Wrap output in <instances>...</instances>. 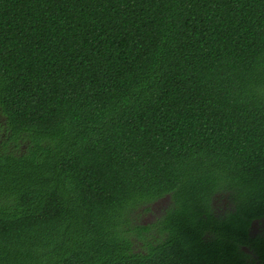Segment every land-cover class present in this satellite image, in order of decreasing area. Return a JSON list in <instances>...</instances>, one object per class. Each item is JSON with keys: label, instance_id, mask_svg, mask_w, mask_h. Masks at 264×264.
<instances>
[{"label": "trees", "instance_id": "1", "mask_svg": "<svg viewBox=\"0 0 264 264\" xmlns=\"http://www.w3.org/2000/svg\"><path fill=\"white\" fill-rule=\"evenodd\" d=\"M2 132L0 264L263 263L264 0H0Z\"/></svg>", "mask_w": 264, "mask_h": 264}, {"label": "rangeland", "instance_id": "2", "mask_svg": "<svg viewBox=\"0 0 264 264\" xmlns=\"http://www.w3.org/2000/svg\"><path fill=\"white\" fill-rule=\"evenodd\" d=\"M0 135H2V137L5 136L3 135V133H1ZM168 201L169 198H163L155 202L150 210L138 209L140 211L142 210L138 216V222L143 224H147V223L150 224L157 221L158 217H160L166 210L169 204V203L167 204ZM212 204H213V212L216 215L225 213L226 210H228L232 206V202L229 200V194L223 192H216L214 194ZM255 224L258 227L264 228V219L263 221H260V223L257 224L256 222ZM159 232L160 231L156 226L151 227V230L147 234V239L153 240L154 238H157ZM134 241H135L134 246L137 250L145 249L147 244H145L146 240L144 238L136 237ZM251 256L254 259H258L254 253ZM254 262H258V261L255 260Z\"/></svg>", "mask_w": 264, "mask_h": 264}, {"label": "flooded vegetation", "instance_id": "3", "mask_svg": "<svg viewBox=\"0 0 264 264\" xmlns=\"http://www.w3.org/2000/svg\"><path fill=\"white\" fill-rule=\"evenodd\" d=\"M3 133V132H2ZM3 135H4V133H3ZM0 142H1V140H0ZM168 203V202H167ZM259 220H257L256 222H257V224L258 223H260V222H258ZM262 221H263V219H262ZM255 221L253 222V224H251L250 225V229H249V231H250V234L253 236V237H255V238H258V237H263V239H264V228H262V227H258L255 223H256ZM240 247H241V249H243L246 253H248V254H250V255H252L253 253L256 255V257L258 258V259H261L260 258V255L257 253V252H254V250L252 249V247H250V245L249 244H240ZM252 257V256H251ZM254 259V258H253ZM252 264V263H251ZM254 264H264V262L263 263H261L260 261H258V262H254Z\"/></svg>", "mask_w": 264, "mask_h": 264}]
</instances>
